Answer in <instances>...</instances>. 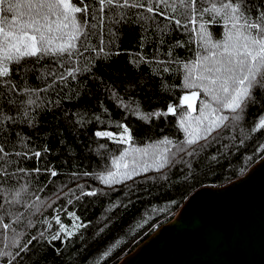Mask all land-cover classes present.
Here are the masks:
<instances>
[{
	"label": "trees",
	"instance_id": "trees-1",
	"mask_svg": "<svg viewBox=\"0 0 264 264\" xmlns=\"http://www.w3.org/2000/svg\"><path fill=\"white\" fill-rule=\"evenodd\" d=\"M212 2L201 0L206 7ZM164 11L187 23L170 8ZM122 14L126 19L116 23L119 15L107 11L100 23L90 13L89 35L81 37L71 63L66 58L45 57L39 63L28 58L26 67L32 70L12 81L20 89L11 96L15 106L0 109L17 121L14 126L5 122L7 131L0 132L7 153L0 158V252L14 254V241L36 237L17 264H115L170 220L195 189L227 184L264 156V130L252 131L264 118V93L249 102L240 120L222 108L227 121L204 132L205 120L199 139L189 135L197 129L203 104L211 101L199 82L188 88L185 79L193 61L210 54V46L198 35L199 23L188 24V31H174V22L146 8ZM199 20L212 41H222L230 27L214 13ZM73 67L80 69L75 78L68 74ZM192 91L200 93L196 111L182 99ZM169 106L176 108L174 114L156 115ZM128 135L127 143L117 142ZM190 139L196 142L190 144ZM109 171L119 173L116 182L104 184L101 177ZM91 191L96 195H87ZM4 223L10 227L3 228ZM80 224L84 226L76 227ZM53 235L60 238L52 240ZM7 259L0 256V264Z\"/></svg>",
	"mask_w": 264,
	"mask_h": 264
},
{
	"label": "snow or ice",
	"instance_id": "snow-or-ice-1",
	"mask_svg": "<svg viewBox=\"0 0 264 264\" xmlns=\"http://www.w3.org/2000/svg\"><path fill=\"white\" fill-rule=\"evenodd\" d=\"M257 3L259 8L256 6ZM164 7L170 8L173 14L185 16L187 23H182L176 15L167 14ZM179 7L185 9V12L180 13ZM141 8H146L147 12L154 16L164 17L174 22V31L177 28L188 31V24L195 26L199 23L198 35L210 46V54L194 60L192 69L188 71L185 79L188 88H196L199 82V87H202L211 97V101L218 106H213L211 101L203 104L197 129L190 132V136L200 138L199 125L204 124L205 120H207V127L203 129L204 132H211L214 126H220L227 121L229 116L221 112L222 108L231 110L233 120H240L249 102L255 103V97L264 93V0H218V2L214 0L210 7L203 6L201 0H95L94 4L85 0H75V2L74 0H0V84L5 86L0 89L4 99L0 109L8 107L11 111V108L15 106L16 102L11 99V96L17 94L20 89L12 81L17 74L22 78L32 70L26 67L29 63L28 58H35V63H39L45 57L56 60L66 58V62H72V58L79 54L78 43L81 37L86 39L89 35L88 15L90 13H93V19L102 23L107 11L116 12L120 17L116 23H120L126 19V16L122 14L123 10ZM207 13L222 16L226 26L230 25L222 41H212L207 34L205 22L199 20V17ZM149 18L151 17H142V19ZM209 20L214 23L215 17L212 16ZM180 44V41L176 42L177 47ZM87 50L85 47V51ZM85 70L88 69L85 68ZM78 71H80L79 68L73 67L68 70V74L75 78V73ZM49 75L52 73L50 72ZM57 75L59 79H64L63 73ZM199 96L198 91H192L183 96V103L196 111L192 102L199 99ZM27 103L31 105L35 101L28 100ZM175 112L176 108L169 106L166 112L156 113V115ZM27 114L26 111L21 113L25 116ZM5 122H10L9 126L17 123L14 116L0 111V132L7 131L2 127ZM181 126H184L183 120ZM259 130H264V118L259 119L258 124L252 128L253 132ZM185 131L188 129L186 128ZM96 135L114 136L109 132H97ZM196 139H190L188 143L193 144ZM130 140V135L121 136L117 142L127 143ZM2 155L7 153L4 146L0 144V158ZM35 155L39 156L40 153L37 152ZM119 167L120 165L117 164V168ZM123 167L127 168L128 165L124 164ZM34 171L39 172L40 169L36 168ZM47 171L51 176L57 175L56 171L51 169ZM118 174L109 171L107 177H101V179L104 184H111L116 182L115 177ZM123 175L128 176V173L125 172ZM9 178V174L5 171L4 179ZM87 195L94 196L96 192L91 191ZM70 215L75 216V213ZM56 220L59 222V217H56ZM83 226L80 224L76 227ZM9 227L8 223L3 224V228ZM62 230L66 231L69 237L73 235V232L67 229L62 228ZM59 238L56 235L52 236V240ZM34 240H36L35 236L23 243L14 241L16 244L14 254L0 252V256L9 257L5 264H17V258L29 251V246Z\"/></svg>",
	"mask_w": 264,
	"mask_h": 264
},
{
	"label": "water",
	"instance_id": "water-1",
	"mask_svg": "<svg viewBox=\"0 0 264 264\" xmlns=\"http://www.w3.org/2000/svg\"><path fill=\"white\" fill-rule=\"evenodd\" d=\"M115 264H264V156L227 184L195 189Z\"/></svg>",
	"mask_w": 264,
	"mask_h": 264
},
{
	"label": "rangeland",
	"instance_id": "rangeland-1",
	"mask_svg": "<svg viewBox=\"0 0 264 264\" xmlns=\"http://www.w3.org/2000/svg\"><path fill=\"white\" fill-rule=\"evenodd\" d=\"M190 94V93H189ZM187 106V105H186ZM188 109H190L188 106H187ZM191 110V109H190Z\"/></svg>",
	"mask_w": 264,
	"mask_h": 264
}]
</instances>
